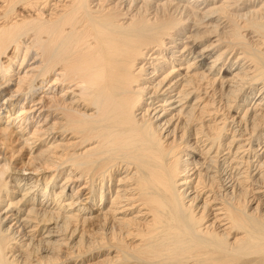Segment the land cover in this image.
<instances>
[{
  "label": "bare ground",
  "instance_id": "bare-ground-1",
  "mask_svg": "<svg viewBox=\"0 0 264 264\" xmlns=\"http://www.w3.org/2000/svg\"><path fill=\"white\" fill-rule=\"evenodd\" d=\"M0 264H264V0H0Z\"/></svg>",
  "mask_w": 264,
  "mask_h": 264
}]
</instances>
